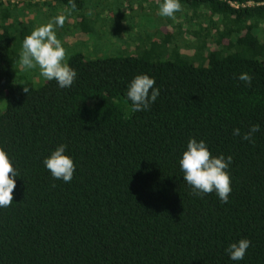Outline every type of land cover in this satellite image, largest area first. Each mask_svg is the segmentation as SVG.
I'll return each mask as SVG.
<instances>
[{"label":"trees","instance_id":"1","mask_svg":"<svg viewBox=\"0 0 264 264\" xmlns=\"http://www.w3.org/2000/svg\"><path fill=\"white\" fill-rule=\"evenodd\" d=\"M45 4L0 0V147L19 171L13 205L0 208V264H236L225 250L242 238L252 245L239 264H264V0H181L150 44L119 23L117 45L132 51L71 55L70 89L15 77L47 7L97 33L86 0ZM245 72L250 86L238 80ZM140 74L155 77L160 96L132 113L127 86ZM254 124V143L233 135ZM193 137L233 157L228 203L183 180ZM60 144L77 165L70 183L43 163Z\"/></svg>","mask_w":264,"mask_h":264},{"label":"clouds","instance_id":"2","mask_svg":"<svg viewBox=\"0 0 264 264\" xmlns=\"http://www.w3.org/2000/svg\"><path fill=\"white\" fill-rule=\"evenodd\" d=\"M182 10L181 0H163L159 5L158 14L161 17L175 18V14ZM65 17L59 15L45 25L34 29L22 43L19 65L22 70L28 71L38 67L40 76L45 80H55L61 89H70L78 72L69 63V55L55 28L62 27ZM252 76L241 73L238 80L251 85ZM28 92L27 88H24ZM160 88L156 86L155 77L148 74L135 76L128 84L126 103L130 102L132 113L150 110L160 96ZM260 131V125H251L247 132L241 133L240 128L233 129L234 136H241L245 141L253 142V137ZM67 144H60L43 161L44 166L51 173L53 179L70 183L77 169L74 158L67 153ZM233 157L223 154L213 155L205 140L190 138L186 150L179 160L183 172V180L192 189V194L203 198L204 195L215 193L222 203H228L233 191L230 167ZM19 171L14 166L9 154L0 147V208L13 205V191L16 188V177ZM252 241L242 238L231 243L225 250L230 260L239 264L245 259Z\"/></svg>","mask_w":264,"mask_h":264},{"label":"rangeland","instance_id":"3","mask_svg":"<svg viewBox=\"0 0 264 264\" xmlns=\"http://www.w3.org/2000/svg\"><path fill=\"white\" fill-rule=\"evenodd\" d=\"M38 1L41 7L47 5L45 4V0H34V3ZM52 4L53 2L48 1L49 6ZM89 4L90 6L88 7ZM126 4H128V6H126ZM141 4V0H86V8L89 9L87 12L90 14L91 23L95 24L97 28V33H95V35L87 32L89 28L81 31L79 27H76L75 24L72 23L73 21L70 22V18L74 15L71 12L61 10L60 6L52 7L51 11H47V7L45 13L37 17L39 23L36 22L34 27H40L39 25L42 24V19L45 21L47 20L45 23L47 24L52 21L53 18L64 13V24L62 27H56L55 31L58 39L61 40L63 46L66 48L69 58L71 55L80 51L83 52L87 58H102L120 55L123 54L121 51L124 49L132 51L128 46L120 47L117 45L122 39L121 32L120 34L118 33L121 23L123 26L126 24L125 27L127 29L124 27L125 34L128 29H130L129 27H132V29H130L131 40L137 43H139L141 39L144 43L150 44L155 40L158 41L162 36V32L159 35V31L163 30L161 25L165 24L166 18L158 14V5L156 3L145 2L144 4H147V8L145 9L143 6L141 7ZM65 10L67 9L65 8ZM125 12H128L130 15L127 13L125 17ZM128 16L129 18L126 19ZM120 17L124 19L122 22H119ZM75 18L74 20H77L76 15ZM86 25L88 26V23H86ZM156 33L158 35H156ZM86 34L88 39L86 38ZM127 38H129V34ZM15 77L16 79L30 77L33 81L40 83L46 81L40 76L38 67L28 71H16ZM1 106L2 102H0V107Z\"/></svg>","mask_w":264,"mask_h":264},{"label":"built area","instance_id":"4","mask_svg":"<svg viewBox=\"0 0 264 264\" xmlns=\"http://www.w3.org/2000/svg\"><path fill=\"white\" fill-rule=\"evenodd\" d=\"M233 5L237 6L238 4H236V3H233Z\"/></svg>","mask_w":264,"mask_h":264}]
</instances>
